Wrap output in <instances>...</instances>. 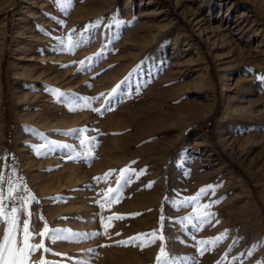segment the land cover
I'll list each match as a JSON object with an SVG mask.
<instances>
[{
  "label": "rangeland",
  "instance_id": "rangeland-1",
  "mask_svg": "<svg viewBox=\"0 0 264 264\" xmlns=\"http://www.w3.org/2000/svg\"><path fill=\"white\" fill-rule=\"evenodd\" d=\"M0 177L29 264H264V0H0Z\"/></svg>",
  "mask_w": 264,
  "mask_h": 264
},
{
  "label": "snow or ice",
  "instance_id": "snow-or-ice-1",
  "mask_svg": "<svg viewBox=\"0 0 264 264\" xmlns=\"http://www.w3.org/2000/svg\"><path fill=\"white\" fill-rule=\"evenodd\" d=\"M70 2V0H69ZM63 44V42H61ZM75 43L70 44L68 47V51L72 50V47H75ZM81 64L84 63V61L79 62ZM113 92L116 91L114 88L112 90ZM73 131H79V132H85L87 129H81V130H73ZM93 143H94V138H93ZM81 144H84V141H81ZM71 158V157H70ZM115 170H110V173ZM120 171V176L117 179V187L115 189L109 188L108 192L105 193V201L104 203L111 204L113 201H118L119 200V193L121 192L122 188L126 186L127 183L131 182V177L130 175L128 176L127 179H125L126 174L129 173V168L121 169ZM143 171V170H141ZM2 179V177H0ZM96 180H99V178H94ZM11 181H9V190H8V200L11 203V208H10V214L8 218L6 219V228L3 233V240L0 242V264H29V256L31 254H34L38 249H43V251L47 254L50 250L46 247L45 245V240L51 243H55L60 240H69L71 237L68 235H65V232H70V230L67 229H57V228H49L47 224H45L43 231L39 234L42 237L41 243L39 245H36L34 243H31L30 241L34 239L33 233L30 231V218L33 215L31 212H29V219H24L23 220V227H22V239H18L19 236V228H18V218H17V208L20 204L21 201H24L27 203L29 200L35 201L36 197L34 195L29 194L28 197H23L20 195H16L13 197L12 195V189H11ZM154 183V182H150ZM213 186L209 185L206 186L205 188L200 189L195 196L193 197H188L185 200L181 202V204H186V203H192L194 201L199 200L202 196L207 195L208 191L212 190ZM4 200V197L2 194H0V216L3 215V208L4 204L2 201ZM104 203H100L99 206L101 208L104 207ZM212 204H204L203 208L205 209V212L203 216L199 217V225H204L207 223L211 222V217L214 215L213 213L207 211V209L211 208ZM96 217L98 218L99 222L101 223L102 226L107 227L104 225V217L100 216L99 213L95 214ZM135 215V214H131ZM123 215L122 214H116L115 216H110L107 219L111 221L112 219H122ZM164 218L161 217V220ZM199 225L197 227L199 228ZM91 237H98L101 235L100 232H93L90 234ZM117 235H120L117 233ZM142 236H150L152 239L150 240V243H155L157 239V234L156 230H153L150 233H141L138 234L136 237H131L129 238L128 241L120 242L123 246H127L128 243L134 242L135 240L139 239ZM222 238H225V234L221 233L220 236H217L215 238H212L208 241L205 240H200L197 243L198 244H216L218 243ZM159 239H163L162 236L159 237ZM109 245H102V247H106ZM203 251V249H201ZM55 254V253H53ZM55 255H60V256H66V254H55ZM167 261V256L165 255V247L160 248V255L157 257V264H166ZM41 264H54V262L47 261V260H42Z\"/></svg>",
  "mask_w": 264,
  "mask_h": 264
}]
</instances>
